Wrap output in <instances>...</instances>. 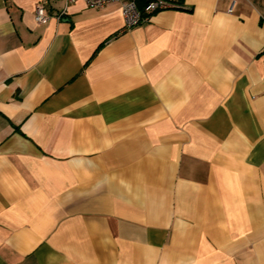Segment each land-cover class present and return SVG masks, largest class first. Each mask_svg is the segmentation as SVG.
<instances>
[{
	"label": "crops",
	"instance_id": "1",
	"mask_svg": "<svg viewBox=\"0 0 264 264\" xmlns=\"http://www.w3.org/2000/svg\"><path fill=\"white\" fill-rule=\"evenodd\" d=\"M182 6L0 0V264H264V0Z\"/></svg>",
	"mask_w": 264,
	"mask_h": 264
},
{
	"label": "built area",
	"instance_id": "2",
	"mask_svg": "<svg viewBox=\"0 0 264 264\" xmlns=\"http://www.w3.org/2000/svg\"><path fill=\"white\" fill-rule=\"evenodd\" d=\"M64 4L63 11L56 17L60 20L66 13V9L82 1L89 9L105 7L108 4L118 3L124 22V31H129L134 27L149 22L150 18L157 13L171 10H183V0H61ZM50 17L45 13L43 6L38 5L34 12V21L43 24Z\"/></svg>",
	"mask_w": 264,
	"mask_h": 264
}]
</instances>
